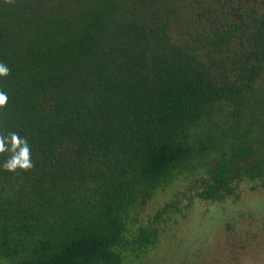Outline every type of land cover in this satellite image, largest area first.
<instances>
[{"label":"trees","instance_id":"1","mask_svg":"<svg viewBox=\"0 0 264 264\" xmlns=\"http://www.w3.org/2000/svg\"><path fill=\"white\" fill-rule=\"evenodd\" d=\"M0 62L34 165L0 154V264H126L176 181L264 189V0H0Z\"/></svg>","mask_w":264,"mask_h":264},{"label":"rangeland","instance_id":"2","mask_svg":"<svg viewBox=\"0 0 264 264\" xmlns=\"http://www.w3.org/2000/svg\"><path fill=\"white\" fill-rule=\"evenodd\" d=\"M198 188L180 179L144 201L137 222H157V242L126 264H264V189L241 184L238 198L200 200ZM175 202L178 213L163 214Z\"/></svg>","mask_w":264,"mask_h":264},{"label":"clouds","instance_id":"3","mask_svg":"<svg viewBox=\"0 0 264 264\" xmlns=\"http://www.w3.org/2000/svg\"><path fill=\"white\" fill-rule=\"evenodd\" d=\"M10 69L0 62V77H7ZM8 102V95L0 90V109H3ZM10 153L4 161V170L14 173L18 169L28 171L34 167L31 158V149L26 138H22L18 133L10 132L6 136L0 133V154Z\"/></svg>","mask_w":264,"mask_h":264}]
</instances>
